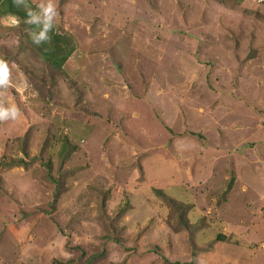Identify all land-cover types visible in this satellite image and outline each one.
Returning a JSON list of instances; mask_svg holds the SVG:
<instances>
[{
	"label": "rangeland",
	"instance_id": "rangeland-1",
	"mask_svg": "<svg viewBox=\"0 0 264 264\" xmlns=\"http://www.w3.org/2000/svg\"><path fill=\"white\" fill-rule=\"evenodd\" d=\"M54 2L61 70L0 15V264H264V0Z\"/></svg>",
	"mask_w": 264,
	"mask_h": 264
},
{
	"label": "clouds",
	"instance_id": "clouds-1",
	"mask_svg": "<svg viewBox=\"0 0 264 264\" xmlns=\"http://www.w3.org/2000/svg\"><path fill=\"white\" fill-rule=\"evenodd\" d=\"M14 4L25 12L23 22L31 26L27 30L31 42L36 46L48 43L51 40L50 33L54 31L56 18L59 15L54 0H41L35 8L29 5L28 0H14ZM9 76L8 62L0 58V88L6 87L10 83ZM19 115L16 106L0 105V121L15 120Z\"/></svg>",
	"mask_w": 264,
	"mask_h": 264
},
{
	"label": "trees",
	"instance_id": "trees-1",
	"mask_svg": "<svg viewBox=\"0 0 264 264\" xmlns=\"http://www.w3.org/2000/svg\"><path fill=\"white\" fill-rule=\"evenodd\" d=\"M0 3H2L4 7L3 10H0V15L4 13H12L22 17L23 19L25 18V12L15 6L14 0H0ZM50 36L51 40L48 43L38 46L41 55L40 57L49 65L61 70L73 49L68 48L70 43L66 45V40L61 36H58V34L53 35L51 32ZM31 45L33 47L36 46L32 42ZM157 193L159 195H164L163 192L159 190H157Z\"/></svg>",
	"mask_w": 264,
	"mask_h": 264
}]
</instances>
